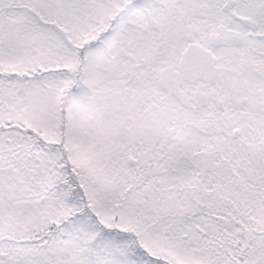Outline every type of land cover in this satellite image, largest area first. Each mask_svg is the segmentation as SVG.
<instances>
[{
	"label": "snow or ice",
	"instance_id": "1",
	"mask_svg": "<svg viewBox=\"0 0 264 264\" xmlns=\"http://www.w3.org/2000/svg\"><path fill=\"white\" fill-rule=\"evenodd\" d=\"M0 264H264V0H0Z\"/></svg>",
	"mask_w": 264,
	"mask_h": 264
}]
</instances>
